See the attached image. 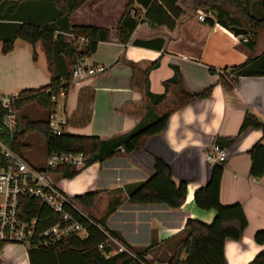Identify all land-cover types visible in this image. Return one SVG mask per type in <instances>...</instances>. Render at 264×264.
Wrapping results in <instances>:
<instances>
[{"label": "crops", "instance_id": "1", "mask_svg": "<svg viewBox=\"0 0 264 264\" xmlns=\"http://www.w3.org/2000/svg\"><path fill=\"white\" fill-rule=\"evenodd\" d=\"M130 1L87 0L71 16L72 25L109 29L110 35L109 41L101 42L91 57V63L105 68V72L73 84L69 91L64 118L66 132L108 140L133 130L145 118L148 107L161 114L170 103L172 90L168 100L155 108L145 99L143 91L134 88V81L142 80V72L155 62H159V66L148 76L152 93L163 94L164 82L174 76L177 68L186 90L201 93L212 87V95L191 100L173 110L165 132L151 138L144 150L130 154L121 151L111 159L94 163L73 179H65L57 173L54 180L65 193L68 191L63 185L68 184L70 189L66 194L72 197L93 192L105 194L101 205L104 202L106 209L100 219L104 220L106 228L118 232L126 245L148 248L179 234L188 219L207 225L213 223L217 212L200 209L194 196L211 179L214 164L207 160L208 152L213 147L225 149L227 161L220 200L225 206L240 203L249 222L241 241L226 240L225 256L228 264H248L264 251V245L254 241L255 234L264 230V175L259 179L250 175L249 153L255 144L264 145V132L257 128L239 132L247 114L264 124V76L240 77L231 91L219 84V75L212 74L210 67L222 70L240 65L249 56H260L264 51L249 54L241 47V37H235L231 30L219 24L212 26L199 20L202 10L187 8H183L184 13L173 30L154 29L141 23L129 42L122 44L117 28ZM263 1L246 0V4L259 6ZM0 13L2 16L18 14L29 20L39 11L37 4L31 1L0 0ZM144 13V8L134 2L132 16L143 17ZM263 38L264 34L259 36L257 48L260 43L264 45ZM159 39L164 41L161 49L137 44ZM22 41L16 40L13 50L7 54L10 66L7 75L16 77L10 89L17 93L51 83L45 50L38 48L39 61L28 66L27 57L18 54L20 48L27 53L30 49L28 43ZM36 45L39 47L42 43ZM88 90L93 92L94 98L84 106L83 93ZM233 137L236 139L231 145L221 147L217 142ZM156 158L170 166L175 183H187L186 201L179 209L129 201L131 191L154 175ZM36 165L42 167L43 163ZM159 245L150 255L162 252ZM0 264H30L28 252L16 247L1 249Z\"/></svg>", "mask_w": 264, "mask_h": 264}, {"label": "trees", "instance_id": "2", "mask_svg": "<svg viewBox=\"0 0 264 264\" xmlns=\"http://www.w3.org/2000/svg\"><path fill=\"white\" fill-rule=\"evenodd\" d=\"M37 4L39 13L29 20L23 19L18 14L2 16L0 13V42L4 54L10 53L15 41L24 40L31 45L41 42L45 50L47 67L51 74V83L40 89H26L19 93L20 100L17 108L22 111L29 104H36L39 109L47 112L48 117L53 108L52 95L48 90L57 92L62 87L70 91L72 84V69L76 61L83 57H91L97 51L101 42L109 41L110 30L95 26H78L71 24V16L87 0H27ZM134 2L139 3L145 10L144 16L135 17L131 14ZM246 0H131L126 12L117 28V35L122 44L131 39L134 31L141 23H147L151 28L166 27L173 30L179 18L183 15V8L194 10H211L214 18H207L206 22L214 26H220L231 30L232 27L245 28L249 35L245 36L244 44L248 52H255L259 36L264 34V1L261 3L262 17L256 18L247 10ZM67 34L82 36L89 40L84 49L78 47L69 40ZM158 43V45H155ZM137 44L145 47H163V40L148 42L139 41ZM159 66V62L152 64L142 72V79L134 81V88L143 91L145 99L153 106L158 107L168 100V94L172 88H177L181 100L177 106L166 109L161 114L151 107L147 108L146 116L130 132L112 139L104 140L98 136H80L69 132L54 135L51 132L48 118L34 121L28 117H22L21 129L15 134L12 147L19 153L29 150L25 141L31 134L41 135L47 146V153H82L89 157L86 166L77 168L63 166L55 170L65 179H73L84 169L96 162H104L124 151L130 154L146 148L148 141L163 134L168 126L169 117L173 110L178 109L195 99H205L212 95V87L201 93H191L183 87L180 70L175 68L174 76L164 82L165 92L154 94L149 88V73ZM212 74L219 75V84L227 90H233L240 77L264 76V53L257 57H250L244 63L232 67L217 70L210 67ZM93 92L88 101H92ZM87 101V102H88ZM167 107V106H166ZM165 107V108H166ZM248 128L262 129L264 124L255 116L247 114L244 118L241 130L243 133ZM236 137L218 139L219 146L231 145ZM251 170L250 175L261 178L264 175V145L259 142L250 150ZM224 172L223 164H214L209 183L195 192V203L203 210H215L217 215L212 224L207 225L195 219H188L184 229L166 240L163 244H152L148 248H136L128 245L138 256L144 258L153 252V248L159 245L162 254L169 253V264H228L225 256L226 240L241 241L249 225L245 211L240 203L225 206L221 203V181ZM187 183H175L170 166L160 158L155 161V173L148 180L139 184L129 195V201L135 204H162L171 209H179L183 206L187 197ZM105 194L102 192L86 193L74 196L73 202L81 207V210L89 216V219L100 224L111 235L124 241L121 235L106 228L103 219H96L97 212ZM34 207L36 202L30 201ZM27 216H34L33 212H25ZM53 217L50 224L56 223ZM81 222L87 226L89 236L82 239L76 236L45 249L28 251L30 264H141L126 253H120L105 258L100 246L109 241L108 236L97 226L92 225L87 218L81 215ZM254 241L264 245V230L258 231ZM2 246H0V250ZM248 264H264V251L259 253Z\"/></svg>", "mask_w": 264, "mask_h": 264}, {"label": "built area", "instance_id": "3", "mask_svg": "<svg viewBox=\"0 0 264 264\" xmlns=\"http://www.w3.org/2000/svg\"><path fill=\"white\" fill-rule=\"evenodd\" d=\"M207 18L209 15L205 12L198 16L202 22H206ZM67 36L79 51L89 42L82 36ZM104 72L105 68L94 66L89 57L80 58L72 69L71 84H78ZM48 93L52 95L53 104L48 117L49 126L52 134L61 135L66 132L64 118L69 91L60 87L57 92L48 90ZM19 100V93L6 97L0 94V246L17 245L28 252L50 248L72 236L86 239L89 230L81 222L82 215L108 236V243L100 246L105 258L126 253L141 264H169L153 260L151 255L144 258L138 256L100 224L89 219L81 207L73 202V197L57 185L52 177L57 168L84 167L89 161L88 156L82 153L52 152L47 154L45 163L40 167L30 162L24 153L13 149L15 134L21 129L22 114L17 108ZM206 158L213 164H223L227 161V152L213 147ZM31 200L36 202L34 207L30 205ZM25 212H33L34 216H27ZM53 217L57 221L51 225Z\"/></svg>", "mask_w": 264, "mask_h": 264}, {"label": "rangeland", "instance_id": "4", "mask_svg": "<svg viewBox=\"0 0 264 264\" xmlns=\"http://www.w3.org/2000/svg\"><path fill=\"white\" fill-rule=\"evenodd\" d=\"M245 4V3H244ZM246 5V4H245ZM248 12L253 15L256 18H261L262 17V8L261 5H252V6H247L246 7ZM203 12H205L206 14H208L209 16H213L214 14L211 10H202ZM70 40V39H69ZM264 41V38H263ZM23 42V41H22ZM25 42V41H24ZM23 42V43H24ZM247 42V40L245 39V37H241V47L243 49H245L246 51H248L246 49V47L244 46V44ZM28 42H26L25 44H27ZM28 46H30L28 53L26 52V50H24L23 48H20L18 54H20V56H23L24 58L27 57V65L30 66L34 63H37L39 61V57H38V48H40L41 50L44 49L41 46L37 47V45H29V43L27 44ZM263 43H260L259 47L256 48V52L258 54L262 53L264 51L263 49ZM2 43H0V94L3 96H10L12 94H18V91H12L10 89L12 83L14 82V79L16 77H12V76H8V72L10 70V66L8 64V56L7 54H4L2 51ZM249 54H251L249 52ZM93 56V55H92ZM91 56V57H92ZM91 57H89V61L91 63ZM143 81V79H142ZM73 85V84H72ZM172 93L169 96V101L170 102L166 108H164L163 111L166 112V109H171L172 105L173 106H177L179 101L181 100L178 96V90L177 88H172ZM91 96V91L88 90L85 92V94L83 93V99H82V103L84 104V106H86L87 101L89 99V97ZM22 117H28L31 120L34 121H39V120H46L48 118V114L47 112L41 110L38 108V106L36 104H29L27 106L24 107V109L21 111ZM26 145L29 147V150L24 152V156L33 164H42L45 163L46 158H47V146H46V141L45 139L39 135V134H31L28 136V138L25 141ZM56 173H54L52 175V177L55 178ZM70 180V179H68ZM63 187L65 188L66 191L69 192L70 187L68 186V184H64ZM66 192V193H68ZM69 194V193H68ZM103 204H105L103 202ZM99 205L97 212L94 214V217L98 220H100V216L103 213V211L106 209L105 205ZM12 247H16V248H23L17 245H5L2 247L3 250H8L9 248ZM24 249V248H23ZM153 257V260H159L162 262H168L167 261V257L170 258L169 253L166 254H162V252H160V254H155V255H151Z\"/></svg>", "mask_w": 264, "mask_h": 264}, {"label": "water", "instance_id": "5", "mask_svg": "<svg viewBox=\"0 0 264 264\" xmlns=\"http://www.w3.org/2000/svg\"><path fill=\"white\" fill-rule=\"evenodd\" d=\"M231 32H233L235 37H245L249 35V31L245 28L232 27Z\"/></svg>", "mask_w": 264, "mask_h": 264}]
</instances>
